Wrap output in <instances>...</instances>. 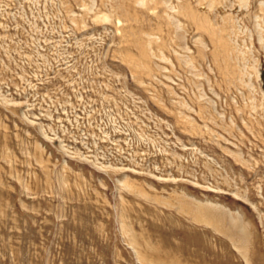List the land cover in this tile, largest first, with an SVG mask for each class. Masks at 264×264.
<instances>
[{"label": "rangeland", "instance_id": "rangeland-1", "mask_svg": "<svg viewBox=\"0 0 264 264\" xmlns=\"http://www.w3.org/2000/svg\"><path fill=\"white\" fill-rule=\"evenodd\" d=\"M262 90L264 0H0V264H264Z\"/></svg>", "mask_w": 264, "mask_h": 264}, {"label": "bare ground", "instance_id": "bare-ground-1", "mask_svg": "<svg viewBox=\"0 0 264 264\" xmlns=\"http://www.w3.org/2000/svg\"><path fill=\"white\" fill-rule=\"evenodd\" d=\"M119 6V5H118ZM119 9V8H118ZM121 9V8H120ZM122 12H124L123 11V7H122ZM122 14H125V12L124 13H122ZM178 23V22H177ZM141 51L142 52H145V50L143 49V48H141ZM257 73H256V75L258 76L259 75V73H258V71H256ZM262 93H264L263 92V90H262ZM218 205V204H217ZM219 206V205H218ZM212 207H214V209L216 210V211H218V213L220 214V215H225V211L224 210H222L221 208H218L217 206H212ZM213 209V208H212ZM228 215H230V213H227ZM235 220H234V222H232L227 228H226V232H228V233H230V235L231 236H235V237H237V238H240V239H244L246 236H245V230H244V228H243V226L239 223V221H238V219L237 218H234Z\"/></svg>", "mask_w": 264, "mask_h": 264}]
</instances>
